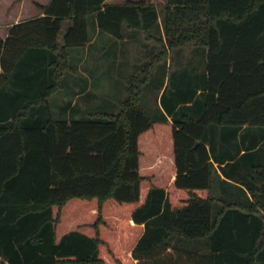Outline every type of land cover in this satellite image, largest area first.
<instances>
[{"label":"trees","instance_id":"16d2710c","mask_svg":"<svg viewBox=\"0 0 264 264\" xmlns=\"http://www.w3.org/2000/svg\"><path fill=\"white\" fill-rule=\"evenodd\" d=\"M43 9L0 37V264H264V164L240 174L257 142L238 157L230 139L264 126V0H167L155 58L192 43L207 62L169 76L154 118L140 92L155 62L130 79L118 112L55 116L50 100L91 21L115 38L150 37L154 3ZM212 158L251 197L219 194Z\"/></svg>","mask_w":264,"mask_h":264},{"label":"rangeland","instance_id":"374dc122","mask_svg":"<svg viewBox=\"0 0 264 264\" xmlns=\"http://www.w3.org/2000/svg\"><path fill=\"white\" fill-rule=\"evenodd\" d=\"M28 1V0H27ZM45 2L46 0H39ZM108 2H123L125 0H106ZM154 3L159 10L160 24L151 30V36L140 29L126 31L125 39L115 38L109 33V39L97 36L94 45L86 54V61L79 64L74 54L71 56V63L74 70L65 75L64 84L61 89L55 92L51 97L52 108L55 116L84 117L93 112H118L120 104L128 97L129 81L134 75L143 76V69L150 62L153 63L147 81L142 85L140 92V104L144 110L151 116H161L162 104L161 94L168 84L169 76L171 79L181 71H191L195 73L204 72L206 69L205 49L192 43L184 44L168 51L165 57L156 59L155 54L163 50V44L158 42L160 38L166 40L163 27V17L165 15V6L167 0H145ZM35 0L28 2H18L17 0H0V8H10L13 12L10 16L3 17V21L17 22L22 20L23 12L30 8L27 13L34 10ZM17 15V17H16ZM16 17V18H15ZM7 26V25H6ZM90 27L93 29L92 21ZM3 29L0 28V33ZM94 31V30H93ZM153 36V37H152ZM105 44V45H104ZM80 59V58H79ZM91 76V83H85V77L82 71ZM107 76L105 83L101 82V76ZM72 75L78 77V82L74 85ZM89 81V79H87ZM91 86L89 92H84V87ZM90 84V85H89ZM172 87V83H171ZM71 88V91L67 90ZM76 89L81 93L77 96ZM168 96V91H167ZM218 192V190H216Z\"/></svg>","mask_w":264,"mask_h":264},{"label":"crops","instance_id":"0c3cea01","mask_svg":"<svg viewBox=\"0 0 264 264\" xmlns=\"http://www.w3.org/2000/svg\"><path fill=\"white\" fill-rule=\"evenodd\" d=\"M18 2H28L27 0H17ZM50 2V0H46L45 2H41L39 0H35L34 3V10L32 11V13H27L30 11V8H27L23 14L21 15L22 20H26V19H31V18H35V17H40L44 15V9L43 6L47 5ZM17 13V15L21 12L20 10H15ZM10 8H0V28L3 29L2 33H0V37H3L4 39L9 35V31L11 29V27L20 21H17L15 23L8 21L4 22L3 21V17L6 16H10V14H12L13 12ZM16 15V17H17ZM20 16V14L18 15V17ZM15 17V18H16ZM7 25V26H6ZM90 33H93V37L91 39V41L89 43H87L85 46H81V47H77L74 48V50H72V55L74 54V56H76L77 60H79V64L84 63L86 60V54L89 53L91 46L93 45L94 41L96 40L97 36L100 34V37H106L107 39H109L108 34H103L104 32H101L98 28V26L96 25V23L93 24V29H91V27H89ZM94 30V31H93ZM105 45V44H104ZM71 55V56H72ZM80 58V59H79ZM82 71V75H84L85 77V83H87V79H89L88 83H91V76L89 75V77L87 76V72ZM72 82L75 85L78 82V77L76 75H72ZM101 82L105 83L107 80V76L106 73L105 75L103 74L101 76ZM90 85V84H89ZM91 87V86H90ZM89 86L84 87V92L87 93L90 90H88L90 88ZM67 90L73 92L71 90V88H67ZM77 91V96H79L81 93V91L79 89H76ZM168 119L171 121V116H168ZM232 141L234 143H236V145H240L242 146V150L240 151V153L238 154V157L241 156V154L247 152V147L249 146H253V144L255 142H257L256 146L251 149L248 150V152H253L255 154L248 156V158H246V160L243 161L242 165L239 168L238 172L240 174H243V172L249 170L251 168V166L255 163H261L264 164V126L258 127V126H249L248 124L243 125L235 134H232L231 138ZM263 148V149H262ZM262 149V150H260ZM260 152H257V151ZM214 165L219 173V182L217 185V190L218 193L221 194L222 190L224 189V187H228L229 189L232 190L231 193V197L232 198H243L245 196V192L243 190V188L246 190L247 195H249L251 197V193L250 191H248V189L246 188V186L241 183V179L238 177H234L232 175H229L230 177L226 176V174L223 172L224 169L223 167H227L228 165H226V162L224 163H220L218 161H215L212 158ZM236 160H232L230 161L231 163L235 162ZM247 164V166H246ZM242 188V189H241Z\"/></svg>","mask_w":264,"mask_h":264}]
</instances>
